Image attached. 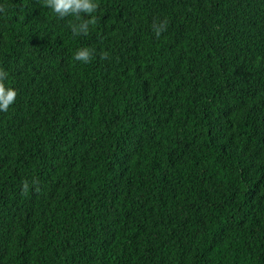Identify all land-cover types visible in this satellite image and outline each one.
Wrapping results in <instances>:
<instances>
[{
  "label": "trees",
  "instance_id": "16d2710c",
  "mask_svg": "<svg viewBox=\"0 0 264 264\" xmlns=\"http://www.w3.org/2000/svg\"><path fill=\"white\" fill-rule=\"evenodd\" d=\"M0 5V264H264V0Z\"/></svg>",
  "mask_w": 264,
  "mask_h": 264
},
{
  "label": "clouds",
  "instance_id": "9594fccd",
  "mask_svg": "<svg viewBox=\"0 0 264 264\" xmlns=\"http://www.w3.org/2000/svg\"><path fill=\"white\" fill-rule=\"evenodd\" d=\"M44 5L50 9L59 19L72 18L68 25L73 37L87 36L90 29L96 23L95 13L99 8V0H44ZM7 7L0 5V16L7 15ZM167 20L159 23L154 22L152 31L157 38L167 30ZM94 56L91 47H79L73 53V60L81 64H89ZM8 72L0 68V112H7L10 106L16 102L18 91L15 87L9 86ZM27 191L29 185H23Z\"/></svg>",
  "mask_w": 264,
  "mask_h": 264
}]
</instances>
